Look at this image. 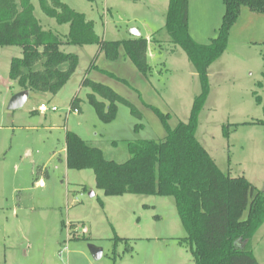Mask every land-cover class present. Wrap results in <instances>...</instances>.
I'll return each mask as SVG.
<instances>
[{"label": "rangeland", "instance_id": "374dc122", "mask_svg": "<svg viewBox=\"0 0 264 264\" xmlns=\"http://www.w3.org/2000/svg\"><path fill=\"white\" fill-rule=\"evenodd\" d=\"M61 1L92 20L103 40L126 39L132 28L143 37L153 33L155 39L147 44L149 70L138 72L122 43L115 59L98 51L97 44H63V52L78 57L63 87L55 94L31 91L20 109L9 110L7 103L19 89L9 77L10 60L22 50L0 46V264H194L189 246L178 240L186 232L173 196L106 195L96 187L91 169H70L65 163L66 129L122 163L129 157V141L166 136V125L151 106L168 115L169 128L189 119L201 82L184 49L172 44L164 28L168 0ZM32 3L44 30L68 33V23L45 15L38 0ZM224 11L223 0H189L193 41L208 44L217 36ZM259 13L241 7L226 50L209 65L195 136L222 171L244 175L263 191L264 126L242 124L264 119V14ZM84 76L109 85L142 117L116 103L113 119L102 121L88 102L91 89L81 85ZM75 95L78 112L70 110ZM41 103L49 109L39 111ZM89 244L102 248L99 259L92 257ZM248 248L264 264V220Z\"/></svg>", "mask_w": 264, "mask_h": 264}, {"label": "trees", "instance_id": "16d2710c", "mask_svg": "<svg viewBox=\"0 0 264 264\" xmlns=\"http://www.w3.org/2000/svg\"><path fill=\"white\" fill-rule=\"evenodd\" d=\"M38 3L45 15L58 23H68L66 35L42 28L34 15L32 0H0V46L21 47V56L13 57L9 65V77L21 89L55 94L63 87L78 64L76 54L60 49L63 44H97L107 58L115 59L122 43L136 68L147 75L145 38L103 40L95 32L92 20L63 1L38 0ZM223 3L225 11L217 36L208 44H197L188 33V0L168 2L164 28L171 42L184 49L201 82V93L193 100L189 119L169 128L165 119L168 115L151 106L166 125V136L161 140L129 141V157L122 163L107 159L100 148L66 130V164L70 169H91L96 187L106 195L173 196L186 232L178 240L189 246L194 264H259L248 244L264 220V191L243 175L231 176L222 171L195 136L197 114L208 93V67L226 50L229 30L241 7L264 11V0H223ZM37 64L40 68L34 69ZM81 85L91 89L88 102L102 121L113 119L116 103L125 104L133 116L142 117L133 103L109 86L87 77H83ZM256 100L261 103L259 96ZM104 101H108L107 109ZM79 103L80 98L75 95L70 110L79 111ZM242 124L264 125V119ZM244 240L243 247L236 245Z\"/></svg>", "mask_w": 264, "mask_h": 264}, {"label": "water", "instance_id": "95a60500", "mask_svg": "<svg viewBox=\"0 0 264 264\" xmlns=\"http://www.w3.org/2000/svg\"><path fill=\"white\" fill-rule=\"evenodd\" d=\"M130 32L134 35H139V31L135 30V29H131ZM31 92L30 88H26V89H21L15 93H13L7 103V108L9 110H16V109H20L23 104L25 103V101L27 100L29 94ZM264 191V188H263ZM246 243V240H244L242 243L240 241L236 242V245L238 247H243ZM89 250L91 252L92 257L97 260L102 256V248L99 246H96L94 244H89L88 245Z\"/></svg>", "mask_w": 264, "mask_h": 264}, {"label": "crops", "instance_id": "0c3cea01", "mask_svg": "<svg viewBox=\"0 0 264 264\" xmlns=\"http://www.w3.org/2000/svg\"><path fill=\"white\" fill-rule=\"evenodd\" d=\"M168 2H169V0H168ZM168 9V8H167ZM167 12V11H166ZM259 14H264V11L263 12H260ZM166 17V16H165ZM188 23L190 24V22H189V0H188ZM164 25H165V23H164ZM132 29H135V28H132ZM135 30H137V29H135ZM131 33V32H130ZM131 36L130 37H128V38H126V39H123V40H128V39H133V38H138V37H143V36H140V35H134V34H130ZM154 34L153 33H151L150 35H149V37H143V38H145L146 40H147V44H148V42L149 41H151V40H154L155 38H154V36H153ZM116 41H122V40H116ZM172 44H175V43H173L172 42ZM175 46H179V45H177V44H175ZM181 47V46H180ZM123 48H124V46H123ZM98 51H103V50H100L99 49V47H98ZM104 52V51H103ZM146 55H147V52H146ZM106 56V55H105ZM124 56L125 57H128L129 59H131L129 56H127L126 55V52H125V48H124ZM117 58V57H116ZM135 65V64H134ZM136 67V66H135ZM137 69V68H136ZM138 70V69H137ZM138 72H140L139 70H138ZM141 73V72H140ZM142 74V73H141ZM144 75V74H143ZM84 77H86V76H84ZM88 78V77H87ZM91 80V79H90ZM92 81H94V80H92ZM95 82H97V81H95ZM99 83H101V82H99ZM102 84H104V83H102ZM105 85H107V84H105ZM107 86H109V85H107ZM110 87V86H109ZM89 88V87H88ZM111 88V87H110ZM19 90H21V88L19 87V89L17 90V91H19ZM91 92V91H90ZM90 92H88V93H90ZM87 93V94H88ZM79 110L81 111V107H80V105H79ZM261 126H264V125H261ZM66 130H68V129H66ZM66 132V131H65ZM76 133V132H75ZM64 139H65V134H64ZM84 140V139H83ZM206 149V148H205ZM64 151H65V142H64ZM209 153V152H208ZM212 157V156H211ZM213 158V157H212ZM215 161V160H214ZM65 163H66V151H65ZM66 166H67V164H66ZM237 176H239V175H237ZM244 176V175H243ZM256 186V185H255Z\"/></svg>", "mask_w": 264, "mask_h": 264}, {"label": "built area", "instance_id": "2783aa9c", "mask_svg": "<svg viewBox=\"0 0 264 264\" xmlns=\"http://www.w3.org/2000/svg\"><path fill=\"white\" fill-rule=\"evenodd\" d=\"M49 109V107H47L45 104H43V103H41L40 105H39V107H38V110L39 111H46V110H48ZM50 109L52 110V111H55L56 110V107L55 106H51L50 107ZM73 112H78V109H73L72 110ZM40 184H42V183H40Z\"/></svg>", "mask_w": 264, "mask_h": 264}]
</instances>
